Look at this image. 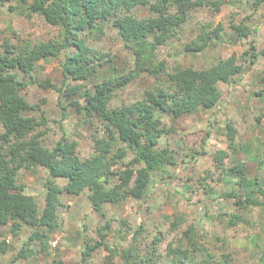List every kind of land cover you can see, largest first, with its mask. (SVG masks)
Instances as JSON below:
<instances>
[{
    "label": "trees",
    "instance_id": "1",
    "mask_svg": "<svg viewBox=\"0 0 264 264\" xmlns=\"http://www.w3.org/2000/svg\"><path fill=\"white\" fill-rule=\"evenodd\" d=\"M12 2L16 4L9 6L10 11L27 17L38 15L49 25L61 29L60 38L56 40L22 45L4 39L0 44V229L1 226L8 227V232L15 237L25 228L30 229L14 257L16 262L35 254L51 256L50 234L58 227L65 193L78 196L88 190L93 211L105 216L106 205L116 206L130 199L144 200L154 176L169 175L178 160L170 147L160 145V139L174 128H168L162 116L169 115L176 121L182 116L216 108L222 100L219 84L234 82L257 62L259 53L250 39L254 38L256 29L245 22L237 23L234 18L231 32H223L225 28L220 23L188 43L185 49L194 55L204 52L214 42L237 44L250 39L249 50L244 54L250 57L248 65H244L243 57L233 53L205 69L189 66L169 72L166 62L158 60L159 48L182 31L195 9L207 8L218 13L227 5L247 3L257 11L264 0H0V5ZM138 8H146L150 16L140 17ZM107 24L116 30L125 44L132 46L135 69L121 73L112 66L113 75L107 72L109 77L103 78L100 68L112 59L90 45L87 38L103 34ZM260 53L264 55V49ZM60 54H64L61 85L50 81L42 85L59 94L63 117L72 107L75 114L83 116L86 124L92 125L93 117L100 121L97 134L93 135V153L85 158L78 153V141L66 134L49 148L44 142L49 119L45 115H34L39 106L28 101L32 82L25 78L40 67L41 61ZM142 72L156 78V88L145 91L132 103L114 105L119 92L138 79ZM92 81H97L93 90L87 85ZM261 81L264 82V72ZM227 129L233 146L237 131L232 124H228ZM194 136V140L187 139L186 144L191 152L198 154L197 150L207 143L211 132L201 131ZM227 156L225 150L217 152L221 165ZM39 167L48 175L42 213L36 199L27 194L19 180L22 170L36 173ZM226 172L228 183L240 186L243 192L238 194L232 188L225 194L228 199H233L244 210L264 208V201H261L264 182L248 178L244 163L238 162ZM232 177L238 180H231ZM59 179L66 182L64 186L57 182ZM179 221L182 217L177 219ZM109 226L108 223L99 229L101 241L86 239L81 261L66 262L54 256L46 264H90L94 253L105 246V235L101 232ZM142 230L143 226L139 234ZM196 232L192 228L185 231L189 238L186 247L182 245L183 239L175 246L170 244L166 252L168 261L163 264H197L198 254L204 257L203 264H231V254L219 255L201 247L195 239ZM159 242L160 238L154 239L146 253L132 247L121 253L118 251L123 259L121 264H158L163 259L157 248ZM253 243L258 262L252 264H264V246ZM13 249L0 230V264L2 256ZM114 258L115 255H111L106 264H119Z\"/></svg>",
    "mask_w": 264,
    "mask_h": 264
},
{
    "label": "rangeland",
    "instance_id": "2",
    "mask_svg": "<svg viewBox=\"0 0 264 264\" xmlns=\"http://www.w3.org/2000/svg\"><path fill=\"white\" fill-rule=\"evenodd\" d=\"M11 4L15 5L16 2L0 5V44L4 39L22 45H34L60 38L59 27L49 25L38 15L27 17L10 11ZM138 15L149 17L150 13L146 8H138ZM233 18L237 23L245 22L252 29H256L254 38L250 39L255 42L259 53L257 62L234 82L219 84L222 100L216 108L182 116L176 121L169 115L162 116L166 126L174 128L172 127L173 130L168 136L160 139V145L170 147L178 160L177 166L170 169L169 175H155L144 200L130 199L120 205H106L105 216L93 211L88 190L78 196L65 193L62 197L63 206L60 208L58 227L50 234L51 256L35 254L27 260L14 262L16 253L30 234V229L25 228L15 237L8 232V227L1 226L0 230L14 248L2 256L1 264H46L54 256L66 262H79L82 260L86 239L101 241L99 229L108 223V230L101 232L105 235V246L94 253L89 260L90 264H106L111 255H115L114 261L121 264L122 250L132 247L140 253H146L157 237L161 239L157 248L161 259L163 258L158 264H163L168 261L166 252L170 244L175 246L183 239V247L187 246L189 238L185 231L189 228L197 231L195 239L201 247H207L219 255L231 254V264L258 262L256 254L253 253V241L264 246V208L244 210L225 194L232 188L238 194L243 193L240 186L227 181L229 176L226 170L235 167L238 162L247 166L248 178H258L264 182V82L261 81L264 55L260 53L264 49V4L257 11H253L247 3L227 5L218 13L207 8L193 10L182 31L159 48L158 60L166 62L169 72L178 67L189 66L205 69L233 53L243 57L244 65H248L250 57L244 54L249 50L250 39L237 44H230L228 41L214 42L204 52L194 55L187 53L185 49L188 43L220 23L224 25L223 32H231ZM93 36L87 38L88 43L109 54L112 59L111 63L100 68L101 77H109L108 73L113 75L112 66L117 67L121 73L135 69L132 46L125 44L111 25L107 24L103 34ZM63 60L64 54H60L51 60L41 61L40 67L25 78L32 82L28 89V101L39 106L34 115H45L49 119L45 144L52 148L66 134L78 141V153L85 158L93 153V135L97 134L100 121L93 117L92 125L86 124L83 116L75 114L72 107L66 110V116L63 117L59 94L42 85L46 81L61 85ZM95 82L97 81L87 84L89 89H94ZM156 86V78L142 72L138 79L119 92L113 104L132 103L140 99L145 91ZM228 124H232L237 131L233 146L228 135ZM201 131H210L211 136L197 150L198 154H195L188 149L186 141L194 140L195 133ZM221 150L228 153L223 165L217 160V152ZM47 176V171L42 167L36 173L22 170L19 175L27 194L36 199L40 213L45 208L44 184ZM236 179L238 180L237 177L231 180L237 181ZM57 182L61 186L66 183L60 179ZM179 217H182V221L177 222ZM142 226L143 230L139 234ZM203 260L204 257L198 254L196 263L203 264Z\"/></svg>",
    "mask_w": 264,
    "mask_h": 264
}]
</instances>
